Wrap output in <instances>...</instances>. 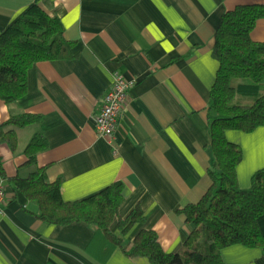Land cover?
I'll return each mask as SVG.
<instances>
[{"label":"crops","instance_id":"crops-1","mask_svg":"<svg viewBox=\"0 0 264 264\" xmlns=\"http://www.w3.org/2000/svg\"><path fill=\"white\" fill-rule=\"evenodd\" d=\"M34 2L59 17L64 36L74 41L73 54L34 62L26 70L24 95L12 105L0 98V158L6 175L31 170L23 149L40 131L47 146L36 162L46 165L47 180L60 181L63 199H81L120 181L118 215L135 205L144 215L124 235V248L147 228L164 250L178 252L192 229L181 208L198 201L211 182L206 107L217 68L215 29L225 10L264 0H0V32ZM250 35L264 41V17ZM115 73L134 78L135 85L116 138L109 142L94 124ZM17 112L37 113L40 119L4 125ZM10 128L16 133L14 149L3 140ZM225 136L241 147L237 180L248 187L252 173L264 167V123L248 132L226 129ZM4 185L0 264H152L120 247L108 250L86 222L45 223L34 213L35 201L13 191L7 179ZM257 224L264 234V213ZM110 227L119 232L117 219ZM221 257L225 264H264V248L232 244L221 249Z\"/></svg>","mask_w":264,"mask_h":264},{"label":"trees","instance_id":"trees-1","mask_svg":"<svg viewBox=\"0 0 264 264\" xmlns=\"http://www.w3.org/2000/svg\"><path fill=\"white\" fill-rule=\"evenodd\" d=\"M264 17V3H242L225 10L214 33L212 54L217 60L207 103L208 132L212 161L207 169L210 185L195 203L181 211L192 229L178 252L162 248L154 230L140 229L131 247L124 248V235L144 221L135 205L125 216L118 215L123 200L122 183L114 181L81 199L65 200L60 181L46 178V165H38L36 154L47 139L35 131L23 151L25 175L7 176L0 158V175L13 191L35 201L34 213L48 224L83 221L95 228V237L108 250L120 247L131 257H146L152 264H225L221 249L232 244L264 248V234L257 218L264 213V167L256 169L248 187L237 180L236 166L242 158L239 144L228 140L226 129L248 132L264 123V41L252 39L257 19ZM74 41L64 36L55 14L31 3L0 32V98L12 105L26 92V70L40 60L72 56ZM40 114L12 113L4 125L26 126L39 121ZM3 140L14 149L15 130L6 129ZM117 219L119 232L112 231ZM94 238V237H93Z\"/></svg>","mask_w":264,"mask_h":264},{"label":"built area","instance_id":"built-area-1","mask_svg":"<svg viewBox=\"0 0 264 264\" xmlns=\"http://www.w3.org/2000/svg\"><path fill=\"white\" fill-rule=\"evenodd\" d=\"M135 85V79L125 76L121 73L113 75L110 87L103 93L99 102V108L95 114V130L112 142L117 135L118 123L124 103L128 98L132 87ZM118 148H113V153H117ZM4 179L0 175V203L5 199ZM0 208V214H2Z\"/></svg>","mask_w":264,"mask_h":264}]
</instances>
